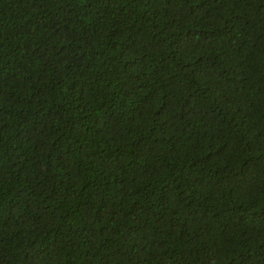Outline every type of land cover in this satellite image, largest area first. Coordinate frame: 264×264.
I'll return each instance as SVG.
<instances>
[{
  "label": "trees",
  "instance_id": "obj_1",
  "mask_svg": "<svg viewBox=\"0 0 264 264\" xmlns=\"http://www.w3.org/2000/svg\"><path fill=\"white\" fill-rule=\"evenodd\" d=\"M0 264H264V0H0Z\"/></svg>",
  "mask_w": 264,
  "mask_h": 264
}]
</instances>
